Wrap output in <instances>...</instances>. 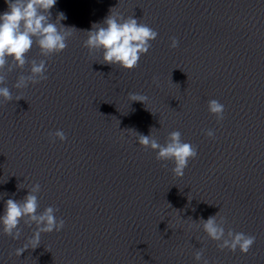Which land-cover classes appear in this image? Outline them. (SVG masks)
Instances as JSON below:
<instances>
[{"label": "clouds", "instance_id": "obj_1", "mask_svg": "<svg viewBox=\"0 0 264 264\" xmlns=\"http://www.w3.org/2000/svg\"><path fill=\"white\" fill-rule=\"evenodd\" d=\"M7 10L0 14V98L5 102L13 101V95L6 86L7 73L15 69H24L26 64L30 65L28 75H20L13 88L24 89L29 84H36L47 79L46 59L39 61L28 60V54L33 47L39 49V55L50 57L59 54L67 47V40L75 28L65 27L60 21L66 19L64 13H58L56 20H52L51 9L57 0H6ZM84 41V47L89 52H101L102 61L109 65H119L126 70L138 66L142 55L147 54L151 48V42L156 40L158 32L146 24L140 23L133 16L125 17L123 14L113 13L104 19L101 24H94ZM170 48L179 46L176 37L170 38ZM156 83V78H153ZM131 101L146 103L148 97L139 93H128ZM23 99L17 95L15 100ZM208 111L215 116L216 120L224 119L225 106L217 99H210L207 102ZM205 135L214 138V130L208 129ZM51 138L66 141L67 136L61 129L50 132ZM178 130L168 133L165 142L161 144L152 135L137 134L139 145L145 150H152L156 153L158 161H172L174 167L171 169L174 175L183 176L189 161L198 155L197 149L181 138ZM166 166V165H165ZM24 188V187H20ZM28 194L21 200L7 199L4 205L3 215H0V229L13 240H19L23 234L21 224L32 230V234L26 238L22 247L15 250L20 256L28 249H35L40 245L43 233L59 232L65 226V221L58 218L57 208L48 206L42 211L38 195L41 186L38 182L31 184ZM219 213L210 216L207 220L201 219L202 229L207 237L217 242L220 250L228 249L236 252L239 250L247 254L253 244L255 237L244 232H237L232 229L226 231V220L223 217L217 219ZM33 225L35 226L33 228ZM197 264H209L204 256L203 247L194 253Z\"/></svg>", "mask_w": 264, "mask_h": 264}]
</instances>
